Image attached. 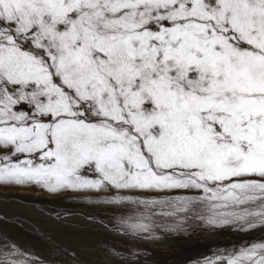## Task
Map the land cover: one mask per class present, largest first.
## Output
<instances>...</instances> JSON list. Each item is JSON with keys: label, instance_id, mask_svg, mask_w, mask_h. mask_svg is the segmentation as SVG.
Instances as JSON below:
<instances>
[{"label": "snow or ice", "instance_id": "6c2138e0", "mask_svg": "<svg viewBox=\"0 0 264 264\" xmlns=\"http://www.w3.org/2000/svg\"><path fill=\"white\" fill-rule=\"evenodd\" d=\"M16 186L264 227V0H0V188ZM165 190L196 194L139 198ZM0 264L54 261L3 240ZM202 264H264V242Z\"/></svg>", "mask_w": 264, "mask_h": 264}, {"label": "rangeland", "instance_id": "374dc122", "mask_svg": "<svg viewBox=\"0 0 264 264\" xmlns=\"http://www.w3.org/2000/svg\"><path fill=\"white\" fill-rule=\"evenodd\" d=\"M0 192L11 195L17 194L21 196H30L32 198H30L28 202L31 200V203L33 202L40 205H51V207L47 210L48 212L54 213V215H49L48 218L39 215L34 216L32 214H26V212H24V209H26L27 206L21 207V210H19L18 208L16 209L13 206H9L8 209L6 207L0 206V241L7 240L8 242H14L22 249L28 250L30 254L40 256L41 258H46L50 262L54 261V264H73L75 258L73 257L72 253L67 252V254H65L63 251L64 247L66 246V248L68 249L67 251H71L72 249V251L74 250L73 252L77 256H79H76L75 259L79 262V264H83L81 263V261H79V259L84 260V258H86L90 259V261H94L95 254L93 252H85V249H88L91 244L97 246V249L99 248L103 250V252L108 256H113L117 261H121L118 264H157V262H155V259L153 258L154 255L164 254L166 255V257H169L170 254H180V252L185 256H190H184L186 262H180L177 264H197V262H199V264H202L205 258L214 259L215 256H227L230 253L238 252L241 249L233 248L230 251H228L229 249L224 251L227 248L224 244L229 243V241L232 240V237L229 234H225L224 232H238L241 234L248 235V233L251 234L252 232L264 229V227H261L259 225L252 229H248L246 227L241 228L236 224L211 226L203 222L202 220L193 219L194 216H199L206 212V209L203 205L196 208H192L186 213H180L179 217H171L164 214L166 212L171 211V209L165 205H155L150 206L149 208H145L142 205L137 206L135 204L129 203L127 204V206L121 207L112 205L109 202L108 198L104 196L70 198L72 194L67 193L63 194L65 198H57L49 195L47 192H44L39 188L26 186L4 187L0 188ZM195 194V190H165L160 193H147L141 195L139 198L168 200L176 195ZM95 208H97V210H95ZM87 210H89V212H87ZM56 212L62 213L61 215H57V217L59 216V219H56ZM65 212L69 214L64 215ZM141 215L148 217V219L145 221L150 225V230L148 232H133L127 227L126 224L122 222V218H127L129 216L135 217ZM85 217H91L94 219H98L99 221L113 222L117 226L129 230V232L133 234H148L151 236L170 237L182 235L190 237L193 236L195 238L203 236H213L212 239L214 240H212L210 245L206 247L199 246L194 248L192 245L184 243H174L169 245L151 244L148 247H144L141 244H135V242L130 241V238L124 241L116 237L114 238L110 236L111 234H108L109 237H106V239L111 244H107L106 242L101 243L99 238V234H101V232L98 228L89 227L88 225H84L82 227V225L77 224L86 223L85 221H83L85 220ZM181 217L185 219V222L179 227H177V220ZM23 220L26 222H24ZM73 224L76 227L83 228L81 230L82 232L77 228L76 230L75 228H71L72 226H74ZM87 226L89 227V229L87 228ZM25 228L26 230H24ZM42 228L45 231H43ZM87 229L93 233V236L91 235L92 233L90 231H87ZM83 230L85 232H83ZM89 233H91V236L86 235ZM219 233H221L220 236L217 235ZM25 236L27 237L25 238ZM86 236L88 237L86 238ZM255 241L264 242V237H257ZM60 244L63 245V247H60ZM57 248L60 249L59 252L56 251ZM125 250H127L128 253H125ZM68 254L71 256H68ZM95 264H97L96 261Z\"/></svg>", "mask_w": 264, "mask_h": 264}, {"label": "bare ground", "instance_id": "6f19581e", "mask_svg": "<svg viewBox=\"0 0 264 264\" xmlns=\"http://www.w3.org/2000/svg\"><path fill=\"white\" fill-rule=\"evenodd\" d=\"M38 194V193H36ZM23 196V197H22ZM11 195V194H6V193H3V192H0V206H3V207H6L8 209L9 206H13L15 207L16 209L18 208L19 210H21L20 208L21 207H26V209H24V212H26V214H32V215H39V216H44L46 218L52 215H54V213H51V212H48L47 209H49L51 207L50 204H36V203H31L30 201L28 202V200L32 197L30 196H26V195ZM11 208V207H10ZM1 209V208H0ZM23 210V209H22ZM95 210H97V208H95ZM20 212V211H19ZM87 212H89V210H87ZM95 212V211H94ZM12 213V212H11ZM10 213V214H11ZM38 213V214H37ZM40 213V214H39ZM96 213V212H95ZM62 213H58L56 212V219H59V216L57 217V215H61ZM5 215V214H4ZM13 215V214H12ZM31 215V216H32ZM20 216V215H19ZM21 217V216H20ZM19 217V218H20ZM15 218V217H14ZM18 218V219H19ZM24 218V217H23ZM45 218V219H46ZM44 219V220H45ZM86 223H77L79 225H82V227L84 225H88L89 227H93V228H98L101 232V234H99V238H100V242L104 243L106 242L107 244H111L107 239L106 237H109L108 234H111L110 236L112 237H116V238H119V239H122V240H126L128 238H130L132 242H135L138 243V244H141L142 246L144 247H148L149 245L151 244H160V245H169V244H174V243H184V244H189V245H192L194 248L196 247H199V246H208L210 245V243L212 242V237H198V238H195V237H190V236H182V235H179V236H151V235H148V234H133L131 232H129V230H126L125 228H122V227H119L117 226L115 223L113 222H107V221H99L98 219H94V218H84ZM71 220V219H70ZM24 221V220H23ZM22 222V221H21ZM26 222V221H24ZM32 222V221H31ZM77 222V221H75ZM89 222V223H88ZM21 224V223H20ZM55 224V223H54ZM19 225V224H18ZM74 225V224H73ZM20 226V225H19ZM23 226V225H22ZM58 226V225H57ZM72 226V225H71ZM87 226V228L89 229V227ZM25 227V226H24ZM43 227V226H42ZM59 228V227H58ZM62 228V227H61ZM71 228H76L78 230H82L83 228H79V227H76L75 225L72 226ZM33 229V228H32ZM38 229V228H36ZM48 229V228H47ZM66 229V228H65ZM87 231H90L88 230ZM26 230V228L24 229ZM43 230V228H42ZM45 231V230H43ZM82 232V231H81ZM83 232H85L83 230ZM91 232V231H90ZM92 233V232H91ZM91 233L89 234H86V235H90ZM225 234H229L231 237H232V240L229 241V243H225V247H227L224 251L228 250L230 251L231 249H237V248H242V247H245V246H250L252 243H258L256 242L255 240L257 239V237L261 238V237H264V229H261V230H258V231H255V232H252L251 234L248 233L247 234H241V233H238V232H224ZM97 234V233H96ZM103 234V235H102ZM114 234V235H113ZM27 235V234H26ZM41 235V234H40ZM51 235V234H50ZM93 236V233L91 234ZM90 235V236H91ZM217 235H221V233L217 234ZM262 235V236H261ZM27 236H25L26 238ZM88 236H86L87 238ZM256 239H255V238ZM51 238V237H50ZM53 238V237H52ZM61 238V237H60ZM98 238V239H99ZM58 239V238H57ZM97 239V240H98ZM263 239V238H262ZM96 240V239H95ZM259 240V239H258ZM73 241V240H72ZM52 242V241H51ZM63 242V240H62ZM67 242V241H66ZM94 242V241H93ZM214 242V241H213ZM44 244V243H42ZM57 244V243H56ZM95 244V243H94ZM214 244V243H213ZM52 245V244H51ZM73 245V244H72ZM71 246V244H70ZM112 246V245H110ZM213 246V245H212ZM60 247H63V245L60 244ZM67 247V246H66ZM66 247H64V249H67ZM69 247V246H68ZM97 246L91 244V246L88 248V249H85V252L87 253L88 252H93L95 254V259L94 261H90V259H86L84 258V260L82 259H79V261H81V263L83 264H95V261L97 262V264H118L119 262L121 261H117L113 256H108L107 254H105L103 252V250L101 249H97L96 248ZM75 249V248H74ZM77 249V248H76ZM68 250V249H67ZM70 250V249H69ZM72 251V249H71ZM67 251L68 253H74L73 251ZM193 251V250H192ZM191 251V252H192ZM67 252H64L65 254H67ZM189 252V251H188ZM125 253H128L127 250H125ZM158 253V252H157ZM169 255V254H168ZM187 255V254H186ZM68 256H71L68 254ZM76 254H75V259H76ZM84 256V255H83ZM90 256V255H89ZM184 254H182L180 252L177 253V254H170L169 257H166V255L164 254H160V255H154V259H155V262H157V264H177V263H180V262H186L185 260V257H188V256H185ZM79 257V256H77ZM87 257V256H86ZM205 257V256H204ZM83 258V257H82ZM93 258V256H92ZM91 258V259H92ZM86 259V261H85ZM124 263V262H123Z\"/></svg>", "mask_w": 264, "mask_h": 264}]
</instances>
